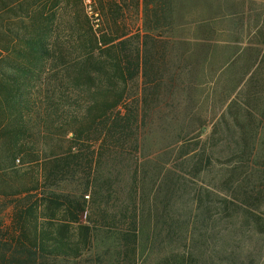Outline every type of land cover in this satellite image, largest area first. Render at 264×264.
<instances>
[{"label": "rangeland", "instance_id": "1", "mask_svg": "<svg viewBox=\"0 0 264 264\" xmlns=\"http://www.w3.org/2000/svg\"><path fill=\"white\" fill-rule=\"evenodd\" d=\"M92 3L98 29L83 0H0L2 243L32 240L12 230L13 194L29 186V175L4 176L16 130H29V142L40 151L33 159L68 152L71 133L46 138L38 118L54 111L48 104L61 105L56 114L65 116L75 99L93 95L86 60L93 38L109 45L126 40L130 50L142 37L140 0ZM199 8L224 15L213 25L223 43L199 46L193 39L207 34L203 28L163 31L172 37L161 70L164 85L144 92L139 75L128 83L120 107L141 125L130 128L118 155L92 159L94 180L87 190L70 178L48 182L59 202L67 194L82 195L87 215L81 225L94 230L77 260L60 253L63 264H168L174 253L181 260L172 264H235V257L264 264V0H201ZM64 94L67 101H59ZM176 116L168 128L158 124ZM59 125L53 126L56 133ZM181 129L199 131L200 140L169 153L159 133ZM253 144L256 154L249 157L245 148ZM185 151L195 152L181 160ZM167 159L172 169L161 174ZM69 231L78 241L76 226Z\"/></svg>", "mask_w": 264, "mask_h": 264}, {"label": "trees", "instance_id": "2", "mask_svg": "<svg viewBox=\"0 0 264 264\" xmlns=\"http://www.w3.org/2000/svg\"><path fill=\"white\" fill-rule=\"evenodd\" d=\"M200 1L140 0L144 10L142 37H138L137 43L130 50H127L125 46L126 40L109 45L93 38L86 56V60L91 64L89 75H94V84L91 88L93 91L90 92V94L93 92V95L79 96L71 104L72 112L66 111L65 116L56 114L61 105L54 108V105L48 104L47 108L54 111L46 112L42 115L44 117H37L43 124L42 134L46 138L47 136L64 138L71 133L68 152L55 154L58 157L52 155L51 158L33 159L40 151L29 142L27 136L29 130L25 131L21 129L22 127L16 130L10 149L11 157L4 168L6 170L4 176L12 174L19 180L21 173L29 175V186L13 194L14 226L12 230L15 235L32 237V240H26L27 242L14 240L15 244H5L0 241V264H63L64 261L59 260L60 253L64 256H75L76 258L72 257L74 261L78 259L80 248L86 247L90 239V237L87 238L88 232L94 231L88 226L81 225V216L84 213L87 215L86 201L82 199L80 193L79 198L71 193L65 195L64 201L59 202L56 199L57 193L49 192L48 182L56 183L70 178L87 190L94 180L92 159L99 155L100 157L118 155L119 145H123L130 133V128L137 124L138 127L141 125V120L138 121L137 118L122 113L120 107L125 100L124 92L128 83L139 75L144 80V92L147 89L154 92L164 85L161 70L164 68L166 51L172 37L170 34L165 35L163 31L179 27L188 28V30L203 28L207 34L193 39L200 43L199 46L212 47L223 43L222 40L217 39L218 33L213 25L218 19L224 18V15L215 16L216 14H212L213 11H202L199 8ZM164 7L167 8L164 9ZM180 17L183 22L178 25L177 19ZM105 71L107 73H104ZM98 94H102L103 98L98 97ZM60 98L59 101H67L65 94ZM110 98L116 99L109 101ZM18 102L21 104L19 99ZM228 108H231L229 104ZM112 109L116 112H110ZM176 118L177 116L169 122L162 120L158 124L162 126L165 124L168 128L178 119ZM18 119L23 125L24 117L19 115ZM27 121L30 122L31 118L28 117ZM55 123L62 127L60 132L56 133L53 129ZM156 132H159L157 127ZM166 133L159 134L165 137L166 151L169 153H173L175 149L184 148L191 142L199 141L201 137L199 131L185 133L183 129ZM29 137L32 138L31 135ZM255 138L256 135L252 137L253 143ZM245 149L246 152L249 151V157H255V144L250 149ZM194 152L180 153V159L183 160ZM159 155L160 152L157 153V157ZM18 156H21L22 160L17 159ZM16 160H19V163L22 161L20 167L15 165ZM34 162L36 165L33 164ZM164 162L161 174L169 165L172 169L170 159ZM136 191V189L132 191L134 192L132 196H136ZM76 192H80L79 189H76ZM58 212H62V215H56ZM72 225H75L77 232H80L78 241H72L68 235ZM178 260H181L180 254L174 253L168 264ZM66 261L69 262V260ZM72 264H78V262ZM235 264L243 263L235 257Z\"/></svg>", "mask_w": 264, "mask_h": 264}, {"label": "built area", "instance_id": "3", "mask_svg": "<svg viewBox=\"0 0 264 264\" xmlns=\"http://www.w3.org/2000/svg\"><path fill=\"white\" fill-rule=\"evenodd\" d=\"M83 3H84L85 11L91 19V24L93 29H98L100 27L101 20L99 15L93 9L92 0H83Z\"/></svg>", "mask_w": 264, "mask_h": 264}, {"label": "crops", "instance_id": "4", "mask_svg": "<svg viewBox=\"0 0 264 264\" xmlns=\"http://www.w3.org/2000/svg\"><path fill=\"white\" fill-rule=\"evenodd\" d=\"M260 3L263 1V0H258Z\"/></svg>", "mask_w": 264, "mask_h": 264}]
</instances>
